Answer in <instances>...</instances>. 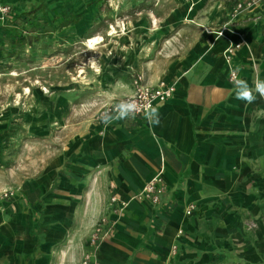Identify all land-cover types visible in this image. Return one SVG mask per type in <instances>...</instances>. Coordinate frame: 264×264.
Masks as SVG:
<instances>
[{
	"label": "crops",
	"instance_id": "1",
	"mask_svg": "<svg viewBox=\"0 0 264 264\" xmlns=\"http://www.w3.org/2000/svg\"><path fill=\"white\" fill-rule=\"evenodd\" d=\"M193 13L173 10L166 19L187 33L164 45L162 57L145 59L157 45L148 39L130 53L144 64L146 84L175 85L153 107L159 125L149 122L151 112L105 125L50 110L45 127L59 123L57 147L50 138L14 199L0 200V264H81L101 216L113 228L97 264H264V98H235L223 56L240 44L232 54L238 78L249 86L264 80V0L223 36L207 30L216 19L180 24ZM114 72L107 81L119 87L103 103L132 95L131 76L142 73ZM155 177L165 186L158 204L139 197ZM112 195L125 203L122 211L109 205Z\"/></svg>",
	"mask_w": 264,
	"mask_h": 264
},
{
	"label": "rangeland",
	"instance_id": "2",
	"mask_svg": "<svg viewBox=\"0 0 264 264\" xmlns=\"http://www.w3.org/2000/svg\"><path fill=\"white\" fill-rule=\"evenodd\" d=\"M235 1L8 0L10 17L0 22V200L14 199L22 178L49 153L50 138L57 147L59 123L45 127L51 109L57 118L64 114L88 121L96 118L106 104L101 101L107 90L119 87V82L111 85L107 81L108 76L113 77L112 70L114 77L126 79L129 72L144 73V64H135L130 57L147 45L146 39L151 46L157 44L145 54V59L154 61L164 45L185 37L184 27L168 28L171 21L166 19L173 10L182 15L194 9L180 24L216 19L207 30L217 32L233 23L230 14ZM25 13L40 23L31 34L37 38L13 49L9 36ZM144 28L147 30L141 34ZM93 36L101 40L90 47L87 41ZM45 111H49L48 117ZM8 191L13 195L5 197Z\"/></svg>",
	"mask_w": 264,
	"mask_h": 264
},
{
	"label": "built area",
	"instance_id": "3",
	"mask_svg": "<svg viewBox=\"0 0 264 264\" xmlns=\"http://www.w3.org/2000/svg\"><path fill=\"white\" fill-rule=\"evenodd\" d=\"M263 0H236L231 8V20L232 22L238 21L245 17L253 8L258 6ZM11 14V6L7 3H3L0 0V22H4L6 18ZM228 25L224 24L217 34L223 36V33L228 30ZM240 44H229L223 51L225 62L229 67L228 80L232 83L234 80L239 79L237 69L233 65L232 54L235 49L239 48ZM233 84V83H232ZM133 93L130 96L113 100L109 103L102 105L97 111L96 118L100 119L103 113H109L113 117H116V111L118 105L123 102H131L136 106V112L134 116H148L153 109L154 105L159 102L168 100L175 90L173 83L166 81H159L156 85L146 84L142 75H135L132 78ZM165 192V186L161 177H155L148 181L142 189L139 197L149 201L152 204H158L160 202L161 195ZM5 197L13 195L12 191L5 192ZM109 205H115V210L122 211L125 208V203L119 201L115 195H112L109 199ZM195 208L193 204H190L187 209V213L190 214ZM113 228V224L105 217L101 216L93 226V231L90 237V249L85 251L81 264H97V250L99 243H101Z\"/></svg>",
	"mask_w": 264,
	"mask_h": 264
},
{
	"label": "clouds",
	"instance_id": "4",
	"mask_svg": "<svg viewBox=\"0 0 264 264\" xmlns=\"http://www.w3.org/2000/svg\"><path fill=\"white\" fill-rule=\"evenodd\" d=\"M235 98L245 103H254L257 94L264 98V80L257 79L253 82V86H249L246 80L236 79L233 82ZM116 118H128L133 117L136 112L135 104L131 102H123L115 109ZM101 121L107 125L111 123L113 116L109 113H103L100 116ZM149 122L152 125H159L160 120L156 109H151V115L149 116Z\"/></svg>",
	"mask_w": 264,
	"mask_h": 264
},
{
	"label": "trees",
	"instance_id": "5",
	"mask_svg": "<svg viewBox=\"0 0 264 264\" xmlns=\"http://www.w3.org/2000/svg\"><path fill=\"white\" fill-rule=\"evenodd\" d=\"M33 11L30 13L32 14ZM29 13L21 15V22L18 25H15L13 30L10 33L9 38L11 39L10 44L14 49L17 46H22L25 44H30L34 37L32 32H37L39 29L40 23L37 17L30 16ZM33 38V39H32Z\"/></svg>",
	"mask_w": 264,
	"mask_h": 264
},
{
	"label": "bare ground",
	"instance_id": "6",
	"mask_svg": "<svg viewBox=\"0 0 264 264\" xmlns=\"http://www.w3.org/2000/svg\"><path fill=\"white\" fill-rule=\"evenodd\" d=\"M101 39L99 37L93 36L90 37L89 40L87 41V43L89 44V46L91 47L92 45L99 43Z\"/></svg>",
	"mask_w": 264,
	"mask_h": 264
}]
</instances>
